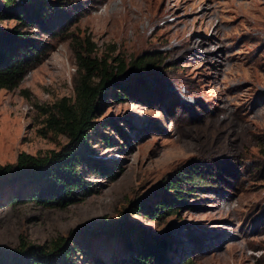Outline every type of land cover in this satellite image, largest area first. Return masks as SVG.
<instances>
[{
  "label": "rangeland",
  "instance_id": "rangeland-1",
  "mask_svg": "<svg viewBox=\"0 0 264 264\" xmlns=\"http://www.w3.org/2000/svg\"><path fill=\"white\" fill-rule=\"evenodd\" d=\"M32 1L0 0V34L38 49L18 85L0 89V165L74 147L48 119L74 100L77 53L155 65L129 70V93L104 90L74 147L87 183L76 201L3 191L0 254L64 238L68 264H122L150 236L167 244L164 264H264V0H45V18L19 23L14 11ZM177 176L178 202L165 187ZM163 199L175 212L154 217Z\"/></svg>",
  "mask_w": 264,
  "mask_h": 264
},
{
  "label": "trees",
  "instance_id": "trees-1",
  "mask_svg": "<svg viewBox=\"0 0 264 264\" xmlns=\"http://www.w3.org/2000/svg\"><path fill=\"white\" fill-rule=\"evenodd\" d=\"M11 2L12 0H4L7 6ZM49 7L47 1L37 0L22 7L18 12L14 11V14L20 20L19 23L30 25L33 23L31 19L45 18ZM21 34L15 30L0 34V89L15 88L27 70L38 62V49ZM92 53L93 49H88L85 54H76L83 73L75 85L74 100H62L55 104L48 119L49 127L64 134L74 147L87 143L88 133L95 125L92 118L100 109L106 87L111 85L120 91L128 92L125 84H121V79L127 76L129 70V73H132L134 69L144 70L155 65L154 59L147 56H139L124 65L121 59H118L116 64H111L107 59L91 57ZM115 95L122 99L119 93ZM74 147L69 150H51L45 155L19 152L14 162L0 165V195L4 190L14 188L16 197L19 198L21 193L25 192L30 199L41 205L66 207L73 203L77 199L78 189L86 188L87 185L78 171L83 154ZM262 154L264 155V148ZM100 169L106 170L104 166ZM107 172L110 170L107 169ZM186 177L190 180L199 179L195 171ZM181 181L183 182L182 178L177 176L165 184L166 189L176 192V202L183 197L178 190ZM155 206L154 217L160 212H175L174 204L167 202V199L157 202ZM67 245L64 238L56 239L49 247H31L21 242L13 253L0 254V264H68L70 247ZM137 245L135 253L123 260L122 264L167 262L163 255L167 244L161 239L149 236L144 240L139 239ZM183 264H190V260H184Z\"/></svg>",
  "mask_w": 264,
  "mask_h": 264
}]
</instances>
